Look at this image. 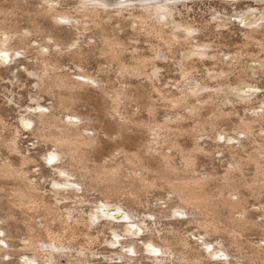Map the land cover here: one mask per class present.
Listing matches in <instances>:
<instances>
[{"label": "rangeland", "instance_id": "rangeland-1", "mask_svg": "<svg viewBox=\"0 0 264 264\" xmlns=\"http://www.w3.org/2000/svg\"><path fill=\"white\" fill-rule=\"evenodd\" d=\"M184 1L186 3L177 4L176 16L192 22L195 26L207 24L211 33L206 28L197 35L202 41L213 43L214 51H222L221 57L224 52L232 53L240 45L244 34L242 31L244 25L238 19L240 15H244L249 8H264V2L253 0H237L235 5L228 4L226 0ZM0 4L8 7L9 1L5 0ZM222 19L229 21L224 26L215 28V23ZM44 22L47 26L51 25L48 20ZM28 23L26 20L20 22L25 28L30 26ZM123 31L120 30L119 33L124 40L132 43L135 37L128 31ZM187 31L192 30L188 28ZM142 37L139 36L141 41L139 44L148 46ZM34 43L36 41L32 42ZM249 49L258 53L259 47L251 44ZM260 54L264 56V53ZM231 56L227 55L226 58ZM10 58V55H0V59L6 63L4 67L18 65V68L24 72V65L12 62ZM102 60L100 57L91 58L87 64L90 76L100 84L92 82L90 88H86L87 91L77 96L73 105L76 113L90 118V122L85 120L86 122L81 123L89 122L90 130L88 129L87 133L98 138H96V147L90 149L89 163L82 165L81 168L82 172L90 174V181H87V186L81 192L82 195L78 192V196L73 197L75 200L67 202V207L60 208V221H50L51 235L54 237L60 235V239L71 244L76 251L85 249L89 255L91 251L90 258L100 264H154L152 259L155 256L162 257L164 251L158 247L154 248L150 241L153 239L158 245H164L165 236L172 235L189 244L183 248L187 256L191 255L190 249L193 248L195 251L198 249L200 252H197L203 256V261L196 263L192 259L186 262L166 260L158 264H226L225 260L230 264H264V228L236 229L229 221L230 211L223 206L219 195L221 189L225 188L223 178L233 162L230 148L232 145L223 143L225 137L237 136V131L241 130L240 126L247 117L252 116L254 111L249 110L238 98H232L234 102L230 105H222L225 94L217 95L213 105H205L199 116H192L190 103L181 101V105L180 102L176 105L174 102L180 97L179 89L189 86L190 83L196 85L195 81L207 83L212 89H217L221 85L226 88L225 85L241 83L242 79L237 75V70L218 81H213L209 79L212 75H207V69L215 65L213 61H209L206 65L197 64L196 68H192V75H185L179 71L176 55H170L169 61H159L160 75L117 73L104 75L97 72L99 61L102 63ZM66 63L68 67H73L71 62ZM256 63L247 60L244 62V68L254 65L260 68ZM23 72L13 75L5 70L2 75L0 74V166L8 165L17 170H25L31 179L39 180L43 192L49 196L50 190L53 189L52 179L56 177L55 168L52 166L62 163L57 155L52 157L51 153L56 148L50 141L39 139L35 130L25 128L21 123L23 115L34 111L32 107L36 105L34 99L38 94V90L34 87L36 79ZM248 82L257 87H245L244 90L248 92L247 89H250L259 95L254 110L261 113V107L264 105L262 103L264 74L250 75ZM123 90L127 94L125 96L119 94L120 97L123 96L120 98L117 93H124ZM195 90L201 89L196 87ZM40 95L39 102L45 106L44 111L51 112L50 108L57 104L55 97L47 93ZM119 98L121 103L116 101ZM191 101L197 103L195 99ZM219 113H223L224 116L218 117ZM166 126L171 128L167 130ZM17 130L20 132L17 133L18 139ZM252 130L257 136L260 133L264 134V116L252 125ZM156 133H160L161 136L158 134L160 137L157 138ZM15 139L19 152L10 148ZM232 143L238 146L236 139H233ZM253 147L249 142L248 147L241 152L244 165L242 171L234 174L238 184L224 192L237 189L241 193L242 207L248 210L254 222L264 224V183L261 169L259 170L255 162L250 160V156L254 153ZM164 156H167L172 164L169 169L162 167ZM24 157H29L31 160L23 163ZM132 159L135 163L131 162ZM187 160L191 162L190 170L187 168ZM111 169L119 171V176L111 184L112 192L107 194L104 186H97L93 176ZM3 177L0 176V228L6 230V235L4 237L0 233V237L6 241L0 240V244L4 246V251L0 253V264H24L22 262L25 260L30 264H38L30 258L34 255L33 251L24 248L25 242L30 238L26 228L31 223L43 225L52 216L37 205L36 207L15 206V192L18 190L20 180ZM205 177H210L204 188L212 204L196 207L194 217L191 216L192 214L189 216L188 211L185 212L181 207L182 210H178L181 201L173 194L171 184L184 185ZM76 197H84V201L80 202L82 205L75 204ZM235 199H239V196H234ZM70 209L76 210L74 211L76 215L91 218L96 224L102 225L90 230L82 228L76 232L68 231L63 220L66 219L65 215ZM214 210L221 212L220 220L215 216ZM129 213L135 216L136 221L147 220L149 229H138L134 231L137 233L136 236H128L130 232L126 231L123 223L118 225V222L125 220ZM96 214L100 219H97ZM114 231L118 235H114ZM46 235L43 236L48 239ZM133 238L137 239L135 243L139 245L138 249L132 242ZM204 239L206 245H202ZM235 240L241 245L239 250L231 246ZM114 242L117 244L113 245ZM176 242L178 241L172 242L173 247L181 248L174 244ZM222 245H225L231 254L221 250L212 253L214 249L222 248ZM117 253L127 254L133 259H121ZM212 255L214 256L210 258ZM228 255H232L230 259ZM60 261L61 264H70L66 257H60Z\"/></svg>", "mask_w": 264, "mask_h": 264}, {"label": "bare ground", "instance_id": "bare-ground-1", "mask_svg": "<svg viewBox=\"0 0 264 264\" xmlns=\"http://www.w3.org/2000/svg\"><path fill=\"white\" fill-rule=\"evenodd\" d=\"M2 1L5 0H0V3ZM6 1H9L8 7L0 4V52H2L0 55H10L12 62H19L20 65H24V72L18 68V65L4 67L5 61L0 59V74L2 75L5 70H8L13 75L23 72L32 77V79H36L34 87L38 90V94L34 99L36 105L32 107L34 111L28 115H23L21 123L25 128L35 130L34 132L39 139L50 141L56 148L51 153L52 157L57 155L60 163H62L52 166L55 168L56 177L52 179L51 184L53 185V189L50 190L49 196L43 192L39 180L35 181L31 179L25 170H17L8 165L0 166V176L20 180L18 190L15 192V206L26 207L33 205L36 207L37 205L45 209L46 213L52 216L43 225L38 226L33 223L27 225L26 230L30 238L25 242L24 248L26 247L27 250L29 248L33 251L34 255L30 257L33 261L38 264H61L60 257H66L70 264H100L90 258L91 251L90 255L85 249L76 251L71 244L61 240L60 235H56V237L52 236L49 224L50 221H60V208L63 206L67 207V202L75 200L73 197L78 196V192L82 195L81 192L87 186V181H90V174L82 172L81 168L82 165L85 166L89 163V152L91 148L96 147L97 137L95 138L87 133L90 128L88 126L90 125V118L76 113L73 110V105L77 96H81L87 91V87L91 86L92 82L99 83L95 78L90 76L91 73L87 68V64L91 58L98 59L100 57V59H103L102 63L99 61L97 72L104 75H109L110 73L120 75H160L161 66L159 65V61H169L170 55H176L179 71H182V74L185 75H192V68H196L197 64H199L198 66L206 65L209 61H213L215 65V67L207 69V75H212L209 79L213 81H218V79H222V77H226V75H230L237 70V75L242 79L241 83L225 85L226 88L221 85L217 89H212L207 83L195 81L196 85L188 83L189 86L179 89L181 91L180 97L174 102L176 105L179 102V105H181V101L190 103L192 116H199L201 109L205 105H213L217 95L225 94V101L222 105H230L234 102V98H238L241 103L245 104V106L247 105L249 110L254 111L252 116L247 117L245 122L240 126L241 130L237 131V136L230 137L225 134L226 137L223 143L232 145L230 148L233 162L226 176L223 178L225 188L221 189L219 195L223 206L229 209V221H231V224L236 229L248 230L250 227L264 228L263 223L254 222L248 210L242 207L241 193L237 189L229 190V194L224 192L238 184L234 174L237 171H242L244 162L241 158V152L248 147L249 142L254 146V153L250 156V160L255 162L259 170L261 169L260 173L264 183V136H262L264 134L260 133L257 136L252 130V125L260 117L264 116V105L261 107V113L255 111L254 105L259 95L256 92L250 91V89H247L248 92L244 90L245 87L253 88L256 86L249 84L248 78L250 75L264 74V56L260 54L264 53V8H249V10L244 12V15H240L238 18L240 19L239 22L244 25V29L242 30L244 34L239 43L240 45L232 53L224 52L223 57H221L222 51H214L213 43L204 42L197 35L203 29L207 28L206 30H208L210 28L209 26V28L207 27V24L195 26L192 22L176 16L177 4L179 2L183 4L184 0ZM236 1L226 0L230 5H233ZM253 1L264 2V0ZM23 20L28 21L30 26L28 25L27 28L22 27L20 22ZM45 20L50 21L51 25L47 26L44 22ZM227 21L229 20L222 19L220 22H216L214 26L215 28L222 27L228 23ZM62 23L65 25H61ZM188 28L192 31L188 32ZM120 30H124L123 32L128 31L130 35L135 37L134 41L132 43L126 42L119 33ZM209 32L211 33V29H209ZM141 35L148 46L144 47L139 44V42L141 43ZM33 41H36L37 44H32ZM251 44L258 45V53L249 49ZM227 55L232 56L227 59ZM172 60L174 61V59ZM247 60L257 62L260 68L255 65L250 68H244V62ZM67 61L71 62L73 67H68ZM104 64H107V66ZM97 86L100 87V85ZM196 87H200L201 90L196 91ZM103 89L105 90L104 87ZM125 91L128 90L125 89ZM125 91L124 93H117V96L119 94H124L125 96L127 94ZM40 93H47L55 97L57 104L50 108L52 109L51 112L44 111L45 106L39 102ZM122 95L121 97H123ZM120 98L116 99L118 103L121 100ZM191 99H195L197 103L192 102ZM262 103H264V100ZM217 116L223 117L224 115L223 113H219ZM78 118L79 120H76ZM85 120L89 122L81 124ZM165 128L168 130L171 127L166 126ZM165 128L163 129L166 130ZM160 131L162 130L160 129ZM18 132L19 130L16 131V138L19 137L17 136ZM156 134L157 138L161 136L160 133ZM218 134L222 135V133ZM164 135L162 136L164 137ZM241 135H244L245 138ZM233 139L238 141V146L232 143ZM16 142L15 139L10 148L19 152ZM167 158V156H164L162 163V167L165 169H169L172 166ZM30 160L29 157L22 159L23 163H27ZM53 161L54 159H52ZM131 162L135 163V160L132 159ZM186 164L188 170H190L191 162L187 160ZM118 176L119 171L111 169L108 172L97 173L93 177L97 186H104L105 193L110 194L112 192L110 188L113 186L111 184L115 182ZM209 178H201L196 182H189L184 185L171 184L173 194L181 201V205L177 206L178 210H182L180 209L181 207L185 212L188 211L187 214L189 216L192 214L191 216L194 217V209L196 207L200 205L210 206L212 204V202H209L207 190L204 188ZM236 195L239 196V199L234 200V196ZM83 201L84 197H76L75 204L82 205L80 202ZM74 211L70 209L66 215L64 214L66 219L63 220V223L68 231L76 232L82 228L90 230L102 225L101 223L96 224L91 218L87 219L78 216ZM214 213L219 220L222 218L221 212L218 213V211L214 210ZM96 217L100 219L97 214ZM134 218L135 216L129 213V216L125 220L118 222V225L123 223L122 225H124L126 231L130 232L128 236L131 237L137 235L134 232L135 230L149 229L148 223H146L147 220L136 221ZM109 223L113 224L110 221ZM0 233L5 237L6 230L4 231V229L0 228ZM44 234H47L48 239L44 238ZM113 234L118 235L115 231ZM0 240L6 241V239H1V237ZM135 240L137 241V239L133 238L132 242L135 244L136 249H138L139 245L135 243ZM164 241V245H158L153 239L150 241L155 246L154 248L158 247L161 251H164L162 257L155 256L152 259L154 264L163 263L166 260L171 262L173 260H182V262H186V260L192 259L196 263L203 261V256L198 254L200 252L198 249V252L193 248L190 249L191 255L187 256L183 252V248H186L189 244L180 240L177 236H165ZM171 241H178L174 244L181 246V248H174ZM116 244L114 242L113 245ZM203 244L206 245V239L203 240ZM6 245H9L8 242ZM222 246L220 249H214L212 253L221 250L227 252V254H231L225 245ZM231 246L239 250L241 245L238 240H235L231 243ZM3 247V245L2 247L0 246V253L4 251ZM117 255L121 259H133V257L127 254L117 253ZM213 256H210V258ZM230 256L232 255H228L229 259ZM225 261L224 263L230 264L228 260ZM22 263L30 264L26 260Z\"/></svg>", "mask_w": 264, "mask_h": 264}]
</instances>
